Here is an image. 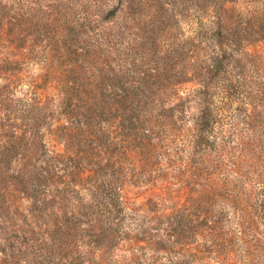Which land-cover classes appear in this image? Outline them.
<instances>
[{"label": "trees", "instance_id": "1", "mask_svg": "<svg viewBox=\"0 0 264 264\" xmlns=\"http://www.w3.org/2000/svg\"><path fill=\"white\" fill-rule=\"evenodd\" d=\"M21 2L0 0V125L24 121L43 132L0 136V170L11 151L29 152L17 160L28 170L19 171L26 175L22 187L36 193L38 264H112L117 249L116 264H250L246 238L257 247L256 225L264 221L257 109L264 84L245 86L234 54L264 41V15L235 21L226 15L231 1L220 0V12L215 0L205 1L210 10L201 2L190 39L197 42L185 40L180 52L152 44L149 33L129 34L126 26L84 32L81 46L73 44L80 31L58 33L49 37L54 44L44 49L39 75L13 99L27 41ZM125 10L130 0H117L100 21ZM235 102L246 111L244 121L226 130ZM189 103L194 113L181 131ZM180 133L172 154L187 155L176 165L168 151ZM139 177L152 189L129 211L122 185Z\"/></svg>", "mask_w": 264, "mask_h": 264}, {"label": "rangeland", "instance_id": "2", "mask_svg": "<svg viewBox=\"0 0 264 264\" xmlns=\"http://www.w3.org/2000/svg\"><path fill=\"white\" fill-rule=\"evenodd\" d=\"M205 1L210 0H130V12L125 10L114 19L104 23L100 21L102 12L115 5L117 0H22L27 41L22 51L25 58L20 62L22 65L19 64V70L22 71V74H18V76H21L22 83L12 85V90L14 89L13 99L22 98L27 82L30 78L39 75L37 64L47 60V55L44 52L47 50L44 49L52 47L51 45L54 44L55 39L48 43L49 37L53 36L54 38L56 34L61 32L69 35L71 32L80 31L79 40L73 44L81 46L87 41L83 39L84 32L110 34L122 26H126L129 34L139 36L142 32L149 33L153 38L152 44L159 46L157 44L159 43L164 46V49L167 47L175 48L180 52L179 47L185 40L188 46L195 45L197 42L194 40L192 42L190 39L195 36L193 32L197 27L196 17L198 16L199 3L202 2L207 9H211ZM229 1L232 3L227 4L226 15L232 16L235 21H240L238 17H247L255 13L264 15V0ZM215 2L217 6L214 9L220 12V0H215ZM234 55L245 70V86L248 87L250 81L264 84V41L247 46L243 49V53ZM259 76H261V80H259ZM261 96L262 100L257 109L262 111L264 127V87ZM190 104L186 105L187 110L181 121V131L189 127L190 118L194 113V108ZM229 112L230 114L225 119V129L230 128V124L236 120L239 122L238 127H241L246 113L244 107L235 102ZM27 126L24 121L1 122L0 136H3L4 133L10 135L16 132V135L27 138V133L30 131ZM42 132V129L30 131L35 136ZM183 137V133H180L169 147L168 158L177 161L176 165H183L186 162L187 154H172L176 148H180ZM36 140L33 141V144L39 143V140ZM40 151L36 155H39ZM28 153L23 154V152L17 151V155H15L11 151L7 155L11 157V162L0 170V264H38L39 261L40 249L38 244L41 218L37 210V198L34 197L36 193L26 189V187L23 188L22 182L19 180H26V175H20V173H25L28 170L24 169L23 165L18 162V154L27 157ZM171 175L176 176L177 171ZM151 177L153 175L149 179ZM134 180L137 181L134 185L124 181L121 189V195L127 201L125 207L129 211L145 202L152 189L149 184L144 185L143 177ZM129 222H133L130 217L125 221V225ZM231 223L230 221L229 227L232 226ZM255 231H258L255 236L259 243L257 247L253 246L254 239L251 235L246 238V240H251L249 244H252L249 248L253 258L250 264H264V221L256 225ZM118 250L112 252V264H116L113 262L120 259L121 252Z\"/></svg>", "mask_w": 264, "mask_h": 264}]
</instances>
